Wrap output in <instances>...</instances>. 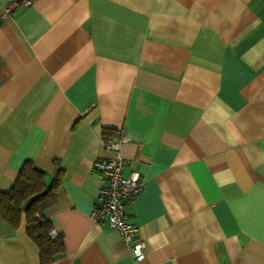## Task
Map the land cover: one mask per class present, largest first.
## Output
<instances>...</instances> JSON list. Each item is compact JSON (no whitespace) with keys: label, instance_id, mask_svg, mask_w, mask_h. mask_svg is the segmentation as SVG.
<instances>
[{"label":"crops","instance_id":"crops-1","mask_svg":"<svg viewBox=\"0 0 264 264\" xmlns=\"http://www.w3.org/2000/svg\"><path fill=\"white\" fill-rule=\"evenodd\" d=\"M105 130L141 260L89 218ZM27 160L62 175L51 264H264V0H0V191ZM38 258L0 217V264Z\"/></svg>","mask_w":264,"mask_h":264},{"label":"trees","instance_id":"trees-1","mask_svg":"<svg viewBox=\"0 0 264 264\" xmlns=\"http://www.w3.org/2000/svg\"><path fill=\"white\" fill-rule=\"evenodd\" d=\"M106 133V130L103 131L104 143L113 139L106 136ZM45 176L44 170L27 160L18 170L11 188L5 192L0 191V217L16 229L23 214L25 233L39 250V264H51L64 252L62 237H49L52 225L44 215L56 201L62 175L59 172L48 184L45 183Z\"/></svg>","mask_w":264,"mask_h":264},{"label":"built area","instance_id":"built-area-1","mask_svg":"<svg viewBox=\"0 0 264 264\" xmlns=\"http://www.w3.org/2000/svg\"><path fill=\"white\" fill-rule=\"evenodd\" d=\"M123 137L103 142L104 147L112 152L110 158H98L92 164V171L99 175L102 186L99 189L89 218L99 226L114 229L135 260H141L145 255L142 241H134L137 226L130 222L126 208L141 192L142 182L137 173L130 176L123 174L124 160L120 154ZM58 233L51 229L49 237L54 239Z\"/></svg>","mask_w":264,"mask_h":264}]
</instances>
